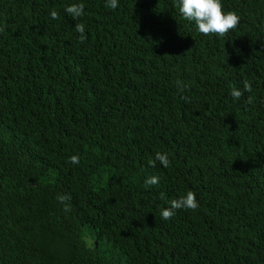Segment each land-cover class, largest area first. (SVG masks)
Masks as SVG:
<instances>
[{"label": "trees", "instance_id": "obj_1", "mask_svg": "<svg viewBox=\"0 0 264 264\" xmlns=\"http://www.w3.org/2000/svg\"><path fill=\"white\" fill-rule=\"evenodd\" d=\"M118 3L0 0V264H264V0H222L225 37Z\"/></svg>", "mask_w": 264, "mask_h": 264}, {"label": "clouds", "instance_id": "obj_2", "mask_svg": "<svg viewBox=\"0 0 264 264\" xmlns=\"http://www.w3.org/2000/svg\"><path fill=\"white\" fill-rule=\"evenodd\" d=\"M119 6L118 0H107L106 7L116 9ZM178 8L180 15L187 21L195 23L197 31L205 36H217L225 37L227 34L235 30L239 23V15L232 10L225 11L222 0H178ZM64 11L72 17L74 20H79L84 15V5L82 3H73L65 6ZM52 19H59V13L53 9L50 12ZM75 30L80 34L78 41L84 43L87 40L85 35V25L83 23H76ZM3 31V29H0ZM177 86L181 93L185 90L187 85L182 84L181 81H177ZM251 83L245 81L243 91L237 89L235 86L231 89V95L234 100H239L244 91L251 92ZM186 102H190L189 98L182 96ZM248 102H252V97H248ZM69 161L73 164L79 163V156L73 155L69 158ZM155 161H159L164 167H169L170 160L166 153L156 152L155 159L150 160L149 164L155 166ZM159 177L152 175L148 177L144 186L146 188L159 185ZM161 198H164V194L161 193ZM57 199L64 205V211L70 212L71 206L67 203L71 199L66 194H59ZM199 207L196 199V194L193 191H188L186 195L173 199L169 202V207L161 209L160 215L163 220H170L175 214L176 210H193L195 211Z\"/></svg>", "mask_w": 264, "mask_h": 264}]
</instances>
